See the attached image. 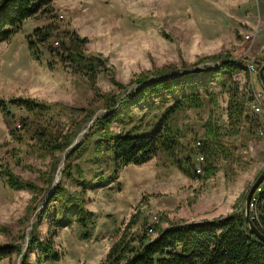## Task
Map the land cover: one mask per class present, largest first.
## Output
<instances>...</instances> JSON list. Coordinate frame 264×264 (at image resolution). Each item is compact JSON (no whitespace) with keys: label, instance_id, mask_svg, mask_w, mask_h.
Returning <instances> with one entry per match:
<instances>
[{"label":"rangeland","instance_id":"obj_1","mask_svg":"<svg viewBox=\"0 0 264 264\" xmlns=\"http://www.w3.org/2000/svg\"><path fill=\"white\" fill-rule=\"evenodd\" d=\"M46 26L84 40L79 50L97 57L98 65L85 68L64 62L59 53L43 47L40 59H34L26 37ZM249 33L251 38L246 39ZM49 42L64 51L58 37ZM262 43L264 0H52L46 13L26 19L19 31L0 42V99L6 102V112L0 109V245L21 241L36 220L35 213L28 222L22 220L33 193L8 187L1 174L4 168L39 186L38 209L56 181L93 214L90 218L83 215V227L76 220L81 218L76 203L60 193L36 224L37 238L45 240L52 206L57 202L55 208L63 215L70 210L66 217L71 221L52 229V246L59 259L44 262L36 248L28 254L27 264H104L113 243L126 235L135 239V245L147 233L149 220L165 227L175 221L218 218L244 207L251 184L264 170V96L261 111L256 113L249 105V119L237 121L233 134L227 116L229 82L222 86L208 78L214 99L203 95L200 107L182 105L168 119L178 137L174 152L160 150L139 165L116 167L107 150V136L91 129L93 118L107 111L106 100L131 90L141 73L152 78L194 73L223 61L257 63L264 56V49H259ZM244 74L241 70L233 77L239 91L244 87ZM113 78L126 89L115 85ZM254 82L255 89H261L256 77ZM12 98L33 99L48 109L42 115L34 114L10 103ZM173 101L170 96L165 101L148 97L130 106L109 130L112 134L146 132ZM208 120L217 126L227 157L217 156L218 169L213 175L190 178L177 161L194 150L192 162H200L197 155L203 143L196 142L203 137ZM66 134L71 140L62 151L40 142L43 138L61 142ZM54 158L56 165L50 171ZM67 162L72 168L64 176ZM41 172L50 176V190L46 188L48 176L41 177ZM85 228L89 237L82 239ZM25 248L26 243L22 251ZM21 255L13 253L0 264H21Z\"/></svg>","mask_w":264,"mask_h":264},{"label":"trees","instance_id":"obj_2","mask_svg":"<svg viewBox=\"0 0 264 264\" xmlns=\"http://www.w3.org/2000/svg\"><path fill=\"white\" fill-rule=\"evenodd\" d=\"M51 2L52 0H0V42L6 41L13 33L19 31L26 19L46 13ZM52 37H58L61 40V45L65 46L62 47L64 51L53 47L49 42ZM26 41L32 57L36 60L40 59L39 50L43 47L49 53H59L64 62L69 61L77 66H85V68L86 65H98L100 61L97 57L86 56L83 51L79 50V44L84 40L75 35L56 32L55 28L51 26L34 29L31 34L27 35ZM262 61H264V56L261 61L257 62V69ZM247 62L248 60L223 61L219 65L204 67L194 73H165L163 76L152 78H149L147 73H141L135 80L137 85L133 86L131 90H125L116 98L111 97L106 100L107 111L95 117L91 130L95 129L107 136V150L110 151L111 158L118 168L127 164H143L160 150L173 153L178 145V137L173 133L168 119L182 105L200 107L204 101L203 95L208 96L209 100H213L214 93L208 90L206 84V80L209 78L219 81L222 86H226V82H229L228 124L231 128L230 131L233 134L237 133L235 128L237 121L242 118L249 119L247 109L249 105L252 106L254 100L250 80L252 79L254 82L255 76L250 78ZM241 70L245 73V83L243 89L239 91L233 77ZM111 81L118 87H126L115 81L114 78ZM169 96L174 101L146 132L120 134L110 132L109 126L124 112L129 111L130 106L146 101L148 97H156L165 101ZM9 102L38 115H42L48 109L45 103L33 99L12 98ZM0 109L6 112V102L3 99H0ZM162 122H164L163 126ZM216 128L217 126L213 125L211 120L204 124L205 132L199 140L203 144L198 154L203 156L202 161L198 164L192 162V154L196 153L194 150H189L185 157L178 159V168L190 178L200 175L207 178L213 175L218 169L217 156L220 154L224 158L227 157V151L222 147L223 141L217 134ZM252 128H254L253 125L250 126V129ZM61 139V142H58V139L52 141L43 138L40 142L47 144L46 146L51 150L62 151L68 147L71 138L66 134ZM55 159L52 160L50 171L54 170ZM70 168L72 166L67 162L63 170L64 176L68 175ZM197 168L200 169V172L197 171ZM1 174H3L4 182L11 189H28L33 193L26 207L27 213L22 220L28 222L32 213H35L36 220L32 224L28 239L24 234L21 241L16 240L0 245V261L17 253L22 254L21 264H27L28 254L36 248L39 250L38 257L42 261L58 260L59 254L52 246L51 237L54 234L52 229L58 228L60 225L64 226L71 221L66 217L70 210L67 209L65 212L68 213L63 215L55 208L57 202L52 206L51 214L48 217L49 236L45 240H41L37 238L36 224L47 214L50 203L57 201L58 195L64 193L67 200L76 203L77 213L81 214V218H76V220L83 227H86L83 215H89L88 218H90L93 214L81 206L79 199L74 194L68 192L58 183L46 199V203L38 209L41 204L37 200V192L40 191L37 184L20 178L8 168H4ZM44 176H48L46 188L50 190L52 187L51 178L46 172H41V177ZM253 197H258V199L256 201L257 220L252 221L260 230L264 231V183L262 190L256 191ZM80 207L81 209H79ZM88 233L89 231L85 228L80 237L87 239ZM133 241H135L134 238L122 235L110 247L104 264H264V242L250 231L245 220L244 207L241 206L224 216L213 219L175 221L165 228L156 223L153 234L145 232L137 238L135 245L132 244ZM24 243H26V248L22 251Z\"/></svg>","mask_w":264,"mask_h":264},{"label":"built area","instance_id":"obj_3","mask_svg":"<svg viewBox=\"0 0 264 264\" xmlns=\"http://www.w3.org/2000/svg\"><path fill=\"white\" fill-rule=\"evenodd\" d=\"M250 33L253 34L252 32H250ZM250 33L249 34H245V38L246 39L251 38V34ZM55 43L57 44L58 42L55 41ZM247 69H248L250 78H252L253 76H257L258 70H257V64H256V62H254L253 60L248 61V63H247ZM250 85H251V88L253 90V97H254V100H253V103H252V108L257 113V112H260L261 109H262L263 93L262 92L254 91L252 79L250 80ZM261 133L262 132L260 131V134ZM196 143H197V145H201V142L200 141H197ZM198 159L200 161H202L203 160V156L202 155H198ZM197 171L200 172V169L197 168ZM263 181L261 183H263ZM261 190H262V186L260 184L257 187L256 191H261ZM257 199H258V197L256 198V197H253L252 196L251 201L249 203V216H250V219L251 220H257V214H256V201H257ZM152 221L153 220H151V221L149 220L147 222L146 226H145V229H146L147 233H149V234H151V233L154 232V224H153Z\"/></svg>","mask_w":264,"mask_h":264},{"label":"water","instance_id":"obj_4","mask_svg":"<svg viewBox=\"0 0 264 264\" xmlns=\"http://www.w3.org/2000/svg\"><path fill=\"white\" fill-rule=\"evenodd\" d=\"M257 76H258L260 88L262 89V91L264 93V62L259 67L258 72H257ZM94 119H95V117L93 118V120ZM263 180H264V170L262 172H260V174L256 177L255 181L251 184V186L247 192V195L245 197V204H244V215H245V220H246V223H247L250 231L254 235H256L260 240H262L264 242V231L260 230L253 223V221L250 219V216H249V203H250L251 198H252L254 192L256 191L257 187L261 184V182ZM55 185H56V181L54 182L53 187H55ZM28 228L30 230L32 228V226L29 225ZM26 237L28 238V233H26Z\"/></svg>","mask_w":264,"mask_h":264},{"label":"crops","instance_id":"obj_5","mask_svg":"<svg viewBox=\"0 0 264 264\" xmlns=\"http://www.w3.org/2000/svg\"><path fill=\"white\" fill-rule=\"evenodd\" d=\"M260 29V27L256 30V32L258 31ZM254 37H255V35H254ZM259 49H264V43H262V45L259 47ZM251 61V60H250ZM255 62V61H254ZM262 62H264V61H262ZM257 64V63H256ZM262 64V63H261ZM258 66V65H257ZM261 66V65H260ZM258 70V69H257ZM256 77V79H257V83H259V80H258V76H255ZM255 82H253V88H254V91H257V92H262L263 93V91H262V89H259V90H256L255 89V84H254ZM260 86V85H259ZM263 96H264V93H263ZM165 227H167V226H165ZM164 227V228H165Z\"/></svg>","mask_w":264,"mask_h":264}]
</instances>
